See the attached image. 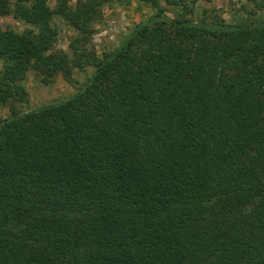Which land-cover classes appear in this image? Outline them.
<instances>
[{
    "label": "trees",
    "instance_id": "1",
    "mask_svg": "<svg viewBox=\"0 0 264 264\" xmlns=\"http://www.w3.org/2000/svg\"><path fill=\"white\" fill-rule=\"evenodd\" d=\"M130 1L17 0L31 28L0 27V104L27 100L30 71L51 85L94 68L71 97L0 121V264H264V19L135 0L153 14L99 58L92 23Z\"/></svg>",
    "mask_w": 264,
    "mask_h": 264
},
{
    "label": "rangeland",
    "instance_id": "2",
    "mask_svg": "<svg viewBox=\"0 0 264 264\" xmlns=\"http://www.w3.org/2000/svg\"><path fill=\"white\" fill-rule=\"evenodd\" d=\"M16 2L17 0H9L11 11L6 16H0V27L21 33L31 26L14 13ZM158 2L165 13L172 18V7L165 4L164 0H158ZM187 2L188 10L186 11L192 9L188 18L196 22H211L217 19L227 24L239 25L255 22L259 18L264 19V8L261 7L260 0H187ZM74 3L75 0H70L69 4L73 7ZM48 6L55 8L56 0H48ZM152 14L153 11L149 7L135 0L128 4L121 2L105 4L101 8V16L92 23L91 43L95 54L100 58L105 53L115 50L136 24L146 20ZM53 25L57 30L54 49L70 55L69 41L75 31L57 15L53 17ZM1 68L0 61V70ZM93 71V67L74 68L70 80L58 74L51 85L41 83L40 72L30 71L25 80L27 100L0 104V121L10 117L12 111L26 113L71 97L90 78Z\"/></svg>",
    "mask_w": 264,
    "mask_h": 264
}]
</instances>
